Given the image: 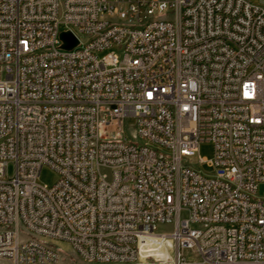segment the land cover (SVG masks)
<instances>
[{"label":"built area","instance_id":"obj_1","mask_svg":"<svg viewBox=\"0 0 264 264\" xmlns=\"http://www.w3.org/2000/svg\"><path fill=\"white\" fill-rule=\"evenodd\" d=\"M262 185L264 0H0V260L264 264Z\"/></svg>","mask_w":264,"mask_h":264},{"label":"rangeland","instance_id":"obj_2","mask_svg":"<svg viewBox=\"0 0 264 264\" xmlns=\"http://www.w3.org/2000/svg\"><path fill=\"white\" fill-rule=\"evenodd\" d=\"M133 124V122H131ZM199 156L203 159H206L208 161H211L214 156V146L209 142H203L200 145L199 149ZM203 170L207 173H211L212 170L208 168V166H205ZM13 166H10L9 173L11 176H13ZM58 177L57 174L52 171L50 168H44L41 172V175L38 179V183L45 186H53L55 182L57 181ZM259 195L261 197H264V185H262L259 189ZM159 231H171V227L168 226H160ZM50 246H53V248L60 253L62 258L69 264H83L82 261L76 256V254L72 251L70 246L66 243H52L47 242ZM0 264H12L8 261H2L0 260Z\"/></svg>","mask_w":264,"mask_h":264},{"label":"water","instance_id":"obj_3","mask_svg":"<svg viewBox=\"0 0 264 264\" xmlns=\"http://www.w3.org/2000/svg\"><path fill=\"white\" fill-rule=\"evenodd\" d=\"M61 39L64 42V49L71 50L78 45V40L71 33H63Z\"/></svg>","mask_w":264,"mask_h":264},{"label":"bare ground","instance_id":"obj_4","mask_svg":"<svg viewBox=\"0 0 264 264\" xmlns=\"http://www.w3.org/2000/svg\"><path fill=\"white\" fill-rule=\"evenodd\" d=\"M124 264H131V262H124Z\"/></svg>","mask_w":264,"mask_h":264}]
</instances>
